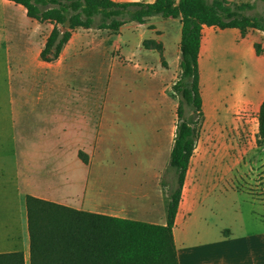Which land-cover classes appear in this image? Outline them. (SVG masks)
<instances>
[{"label": "crops", "instance_id": "1", "mask_svg": "<svg viewBox=\"0 0 264 264\" xmlns=\"http://www.w3.org/2000/svg\"><path fill=\"white\" fill-rule=\"evenodd\" d=\"M3 1L0 0V50L5 51L11 87L18 80H26L30 90L40 86L41 92L53 87H73L74 99L61 102L57 120L63 131L70 125L68 130L74 133L72 146L79 160L83 162L80 151L88 155V163H83L89 176L85 181L58 177L57 170L43 168L41 179L37 180L32 152L15 149L10 185L6 187L0 181V254L22 252L24 264H31L28 195L79 210L166 224L168 194L161 179H155V171L162 156L169 163L171 150L165 149V143L172 121L178 118L179 101L172 86L180 68L181 16L153 15L144 22L129 21L117 33L77 27L60 57L47 62L40 53L55 24L29 17L26 11L17 13ZM231 29L239 46L237 51L254 60L260 73L251 88L250 99L239 106L252 108L258 119L264 100V35L243 36L238 28L209 25L203 26L199 56L203 116L204 55L211 51L219 30ZM257 41L262 43L261 52L255 46ZM153 42L163 46L162 52ZM130 59L141 63L144 69L137 68ZM116 132L133 137L143 134L144 142H133L131 147L136 150L141 144L151 157L153 164L148 177L119 181L91 175L98 157L108 149L105 141ZM188 172L189 169L173 227L179 263L264 264V195H249L254 205L251 213L241 218L240 227L219 226L203 216L206 209L203 200L191 199ZM54 179L58 180L56 185Z\"/></svg>", "mask_w": 264, "mask_h": 264}, {"label": "rangeland", "instance_id": "2", "mask_svg": "<svg viewBox=\"0 0 264 264\" xmlns=\"http://www.w3.org/2000/svg\"><path fill=\"white\" fill-rule=\"evenodd\" d=\"M225 1L224 4L237 13L255 17L264 23V0ZM3 3L17 13L26 11L22 5L12 1L4 0ZM248 33L264 35V29L249 28L246 35ZM260 41L255 46L259 45L262 49ZM237 50L239 46L233 30H219L211 51L204 55L202 63L205 114L198 117L188 107L185 110V117L198 130L188 172L191 199L205 202L203 216L213 224L231 225L233 229L240 227L241 218L251 213L254 203L249 195H264V141L259 142V120L252 108L239 107L250 99L251 88L256 85L260 73L255 61ZM179 74L180 68L178 77ZM29 88L26 80H18L15 87H11L9 66L5 51L1 49V184L10 185L15 149L32 152L37 180L41 179L44 168L57 170L58 177L85 181L89 170L75 154L72 146L74 133L68 130L70 125H67V131H63L57 120V113L62 110L61 102L74 99L73 87H53L46 92H41L40 86L32 90ZM177 123L178 118L171 123L166 150L172 149ZM133 142L143 143V134L135 137L124 132L121 136L117 132L111 134L105 141L108 149L98 157L99 162L93 166L95 170L91 175L119 181H138L148 177L153 161L143 145L139 144L136 150L132 148ZM156 167L155 179H164L168 193L172 174L167 171L165 157L162 156ZM56 181L54 179L55 185Z\"/></svg>", "mask_w": 264, "mask_h": 264}, {"label": "trees", "instance_id": "3", "mask_svg": "<svg viewBox=\"0 0 264 264\" xmlns=\"http://www.w3.org/2000/svg\"><path fill=\"white\" fill-rule=\"evenodd\" d=\"M26 8L29 17L55 24L40 57L57 60L77 27L119 32L129 21L144 22L153 15L182 18L180 74L172 89L179 104L178 123L167 171V223L156 224L75 209L32 195L27 196L31 236V264H180L173 227L182 189L193 155L198 130L185 117L188 107L203 117L199 56L203 26L264 29L255 17L237 13L225 0H12ZM243 5L240 6V8ZM245 6V5H244ZM249 6V5H247ZM162 52L163 46L153 42ZM257 51L261 47L257 45ZM163 62L164 59H163ZM259 142L264 141V100L259 113ZM83 162L88 155L79 152ZM161 184H167L161 179ZM0 264H24L22 252L0 254Z\"/></svg>", "mask_w": 264, "mask_h": 264}, {"label": "built area", "instance_id": "4", "mask_svg": "<svg viewBox=\"0 0 264 264\" xmlns=\"http://www.w3.org/2000/svg\"><path fill=\"white\" fill-rule=\"evenodd\" d=\"M130 62L133 63L137 68L144 69V67L141 65V63H139L135 59H130Z\"/></svg>", "mask_w": 264, "mask_h": 264}]
</instances>
